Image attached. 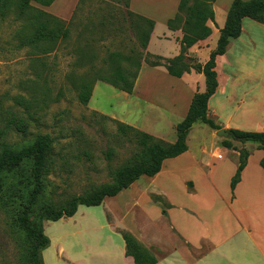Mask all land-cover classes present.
<instances>
[{"label": "rangeland", "instance_id": "obj_1", "mask_svg": "<svg viewBox=\"0 0 264 264\" xmlns=\"http://www.w3.org/2000/svg\"><path fill=\"white\" fill-rule=\"evenodd\" d=\"M164 1L167 3V0ZM231 1L213 2L212 8L218 23L225 21ZM30 4L35 3L31 1ZM139 9L156 18L163 15L147 6ZM47 10L64 12L58 2ZM128 10L125 0H81L72 10L71 17L64 19L72 22L68 37L58 44L56 50L39 53L33 45L23 42L32 36L30 12L21 15L16 0L0 1V151L3 147L16 150L27 146L38 135H48L51 139L44 167V187L33 205L31 222L37 221L40 205L50 204L56 208L64 205L72 196L88 194L110 183L113 171L132 161L135 146L130 136L126 140H119L114 122L102 119L100 115L142 130L141 127L149 129L161 124L163 138H158L168 142L175 140V126L171 127L168 123L178 121V116L185 111L183 102L174 107L171 102L160 100L162 107L158 111L162 115L155 122L149 113L148 100L156 101L157 96L154 92L145 93L149 90L139 85L131 94H127L105 82L96 81L88 102L83 104L78 99V84L82 76L90 75L92 78L94 72H108L107 64L102 62L108 52L118 50L126 53L131 48H139V41L130 28L131 22L138 19L129 15ZM164 30L166 25L158 22L156 35ZM79 32H82L80 37ZM251 36L255 48L249 49L244 44L240 47L242 52L234 50L231 55L230 60L236 61L235 66H238L235 80L249 67L255 69L254 74L260 75V81L264 80V71L256 72L257 68L264 65V31L256 29ZM216 39L217 33L210 39L211 48L215 47ZM151 50L168 55L167 51L172 49L170 43L155 37ZM240 53L242 56L238 58ZM190 58L191 61H197L192 56ZM149 59L154 60L153 57ZM227 66L226 63L223 68H219L221 75L233 72L232 67L228 69ZM242 79L238 81L248 83L251 77ZM168 82L158 78L156 84L159 85V91H164ZM210 130L209 126L201 122L194 123L186 136L191 158L189 155L178 157L176 166L163 176V180L156 179L153 183L159 187L166 186L174 195L172 199L183 201L182 180L191 178L198 171L192 155L198 157L201 148L205 149V153L201 154L203 156L207 157L215 149L216 154L223 156L213 160L207 157L208 161L214 163V178L219 188L226 187L231 162L238 160L241 149L249 151L253 147L252 159L258 155L259 145L255 142H241L226 136L236 142V147L239 146L236 148L237 155L222 144V136L216 133L212 135ZM206 169H202L203 172ZM28 174L29 165L24 162L0 170V264H28L30 241L15 221L21 202L28 195ZM150 180L146 175L139 178V181H147L145 183H150ZM200 182L197 196L213 193L211 184L208 186L207 182ZM125 192L122 190L116 196L106 197L99 205H79L78 211L71 217L56 221L43 219V231L50 240L49 246L41 252L44 264H121L114 250L121 244L122 237L115 229L134 231L148 224L140 205L131 196H124ZM103 247H109L105 253L102 252ZM109 252L111 254L107 255Z\"/></svg>", "mask_w": 264, "mask_h": 264}, {"label": "crops", "instance_id": "obj_2", "mask_svg": "<svg viewBox=\"0 0 264 264\" xmlns=\"http://www.w3.org/2000/svg\"><path fill=\"white\" fill-rule=\"evenodd\" d=\"M60 1L54 0L49 6H42V8L62 19H69L79 0ZM135 1L137 4H135ZM156 1L158 0H129V9L154 21V27L147 43V51L169 59L177 55L180 49L178 40L182 35L181 30H170L166 25L167 20L175 15L177 5L175 6L174 3L177 2L178 4L179 0H167V3L161 0L155 4ZM57 2L64 12L57 13L47 10ZM138 4L140 8L145 9L146 6L148 9L154 8L163 15L160 14L161 17L156 18L151 13H145L142 9H139ZM248 19L250 18L245 17L241 20L239 36L230 39L225 52L216 56L215 59L218 84L215 92L208 99L207 106L208 116L219 126V129L234 128L246 131H264V80L260 81V75L254 74L255 69L252 67H249L247 72L242 73L241 76H237V80H235L234 74L237 73L236 67L238 66H235L236 61L230 60L234 50L242 52L240 47H243L244 44L249 49L255 48L256 44L251 33L256 32V29L264 31L263 23ZM158 22L164 23L166 30L156 35ZM223 24V21L218 23L214 15V22H207L211 29L210 35L190 46L186 51V55L194 57L200 63H204L213 49L209 44L210 39L216 33L218 37L219 28ZM155 37L157 40H164L171 44L172 50L167 51L168 55L151 50ZM235 54H238V52H235ZM240 54L237 55L238 58L242 56V53ZM226 63L228 69L232 67L233 72L223 76L220 74L219 68H223ZM257 71H264V65L257 68ZM242 77L249 79L251 77V80L248 83L239 82L238 80H243ZM158 78L169 81L164 91H159V85L156 84ZM138 85L149 90L145 93L154 92L157 96L156 101L148 100L150 104L149 113L155 122L160 120L159 117L162 115L158 111L162 105L160 100L171 102L174 107L180 102L185 104V111H182L181 116H178V121L168 123L169 126L174 127L186 114L194 93L204 91L205 80L203 74L193 69L183 73L180 77H176L168 74L162 65L149 66L142 62L133 91L137 89ZM141 128L156 137L161 138L163 135L161 124H156L149 129ZM210 129L211 134L215 135L216 130ZM227 137L220 140L230 141L231 152L238 155L236 148H239V146L236 147V142ZM256 144L258 145V143ZM252 148L249 151L244 148L247 151L246 163L233 190L230 187V181L236 170L238 160L235 159L231 162V171L225 182L226 187L219 188V183L217 184L214 178V163H212L213 158L217 157L216 149L207 156L212 159L208 161L206 155H201L205 153L204 148H201V154L198 157L192 155L198 171L194 172L191 178L188 177L185 181L182 180L183 201L172 199L171 196L174 195L170 193L166 186L159 187L153 184L156 179L162 181L163 176L173 166H176L175 162L178 157L185 158L189 155L191 158L188 146L179 155L164 159L160 170L149 176L150 183L139 181L142 176L140 175L122 189L126 190L124 196H131L146 215L147 226L130 232L154 253L157 258L155 264H264V170L259 163L264 156V147L254 148L258 151V155L254 159L251 157ZM205 168L207 169L203 172L202 169ZM200 181L207 182L208 186L211 184L213 193L206 196H197V189L201 185ZM151 183L152 185H150ZM142 196L148 198L143 199ZM195 201H198L199 204ZM147 203H150L151 206H148ZM107 248L109 247H103L102 252L105 253ZM110 254L111 252L107 255ZM114 254L121 264H134L132 257L124 254L123 239L121 244L114 250Z\"/></svg>", "mask_w": 264, "mask_h": 264}, {"label": "trees", "instance_id": "obj_3", "mask_svg": "<svg viewBox=\"0 0 264 264\" xmlns=\"http://www.w3.org/2000/svg\"><path fill=\"white\" fill-rule=\"evenodd\" d=\"M6 2L8 0H0ZM33 1L35 4L31 5ZM54 0H16L17 8L21 15L30 12L29 20L32 25V36L23 42L33 45L39 53H48L56 50L58 44L65 40L70 32L71 20L64 19L44 10L42 6H49ZM81 0H79L80 2ZM215 0H179L177 11L172 18L166 22L170 30L180 29L182 35L179 41V53L172 58L163 59L160 55H153L147 51V43L150 33L154 27V21L140 14L127 11L129 15L137 17L138 21L131 22L132 33L139 41V48H131L128 52L110 51L102 59L107 64L108 72H98L84 75L80 78L78 99L86 104L91 96L96 81L105 82L114 88L132 93L134 83L142 62L149 66H164L167 73L180 77L190 69L203 74L205 89L194 93L189 107L183 119L175 125L176 138L173 142L162 140L142 129L136 128L128 123L100 115L102 119L114 122L116 136L119 140L127 139L129 136L135 146L132 161L117 167L112 174V181L93 189L85 195L72 196L64 205L53 207L50 204L39 206L38 219L30 221L33 205L43 191V175L46 164V156L50 149L51 139L48 135H38L32 143L19 149L3 147L0 151V170L5 167L28 163V195L21 202L16 215V223L24 233L30 246L27 250L28 264H44L41 252L50 244L48 236L44 233L42 220L56 221L62 217L73 216L79 205L95 206L102 203L105 197L115 196L125 186L134 181L140 175H154L161 168L164 159L175 157L187 149L186 136L192 125L196 122L206 124L214 130L219 126L208 116V99L217 87V72L215 70L216 56L225 52L230 39L236 38L241 32V20L245 17L264 24V0H232L226 13L224 24L219 28L215 47L210 51L208 59L204 63L191 61L186 55L187 49L199 40L207 38L211 29L208 21L214 22V10L212 8ZM129 7V0H125ZM102 24V23H101ZM26 26V25H25ZM82 32L78 33L80 37ZM153 57L154 60H150ZM164 60V62H163ZM94 115H99L93 112ZM234 140L241 142L253 141L259 147H264V131H246L240 129H226ZM222 144L231 147L230 141L224 139ZM247 151L241 149L238 155L236 170L231 177L230 187L233 190L240 179V173L245 166ZM264 170V156L259 161ZM2 184L0 182V194ZM124 241V254L133 259L134 264H155L157 258L154 253L143 245L130 231L116 229Z\"/></svg>", "mask_w": 264, "mask_h": 264}, {"label": "water", "instance_id": "obj_4", "mask_svg": "<svg viewBox=\"0 0 264 264\" xmlns=\"http://www.w3.org/2000/svg\"><path fill=\"white\" fill-rule=\"evenodd\" d=\"M215 133H216V135L222 136V137H226L229 135V132L224 128H220V129L216 130Z\"/></svg>", "mask_w": 264, "mask_h": 264}, {"label": "built area", "instance_id": "obj_5", "mask_svg": "<svg viewBox=\"0 0 264 264\" xmlns=\"http://www.w3.org/2000/svg\"><path fill=\"white\" fill-rule=\"evenodd\" d=\"M221 155L220 154H217V157H220Z\"/></svg>", "mask_w": 264, "mask_h": 264}]
</instances>
